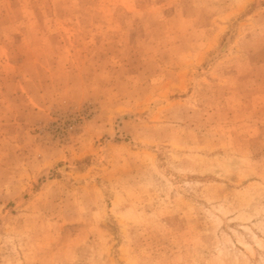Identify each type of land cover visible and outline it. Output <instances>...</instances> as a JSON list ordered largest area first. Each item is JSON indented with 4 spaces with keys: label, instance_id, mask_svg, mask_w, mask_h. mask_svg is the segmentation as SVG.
<instances>
[{
    "label": "rangeland",
    "instance_id": "374dc122",
    "mask_svg": "<svg viewBox=\"0 0 264 264\" xmlns=\"http://www.w3.org/2000/svg\"><path fill=\"white\" fill-rule=\"evenodd\" d=\"M0 264H264V0H0Z\"/></svg>",
    "mask_w": 264,
    "mask_h": 264
}]
</instances>
